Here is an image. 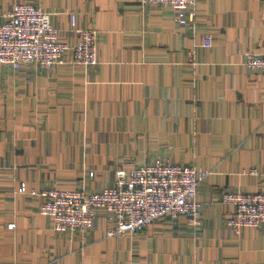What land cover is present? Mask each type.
I'll return each instance as SVG.
<instances>
[{"label": "crops", "instance_id": "0c3cea01", "mask_svg": "<svg viewBox=\"0 0 264 264\" xmlns=\"http://www.w3.org/2000/svg\"><path fill=\"white\" fill-rule=\"evenodd\" d=\"M22 1L0 0V22ZM33 1L68 44L95 26L97 63H0V264H264V224L234 233L220 200L264 189V76L244 65L264 54V0H196L193 28L165 4ZM156 157L207 170L199 225L179 215L107 235L99 212L87 231L59 234L41 197L18 191L99 189Z\"/></svg>", "mask_w": 264, "mask_h": 264}, {"label": "built area", "instance_id": "2783aa9c", "mask_svg": "<svg viewBox=\"0 0 264 264\" xmlns=\"http://www.w3.org/2000/svg\"><path fill=\"white\" fill-rule=\"evenodd\" d=\"M195 2L140 0L141 6L168 5L180 24L192 28L196 22ZM74 15L71 13L72 24L75 22ZM76 31L77 41L68 44L59 38L51 13L43 10L37 1L16 2L0 22V63L13 68L28 63L43 67L64 63L95 65L99 30L90 26ZM211 43L209 36L201 42L202 46H210ZM244 65L260 71L264 76V54H249ZM248 172L258 171L252 167ZM207 173L206 169L193 164L156 157L150 162L115 169L113 183L99 189L50 186L36 191L28 190L21 182L18 191L41 197L38 210L51 218L52 229L56 233H83L102 212L109 224L106 234L123 235L140 232L163 217L185 215L191 224L199 225L201 204L197 192ZM89 175H92L91 171ZM220 200L233 206L224 222L234 233L238 234L244 226L264 224V189L251 192L225 190ZM7 226L12 228L14 223L10 222Z\"/></svg>", "mask_w": 264, "mask_h": 264}]
</instances>
